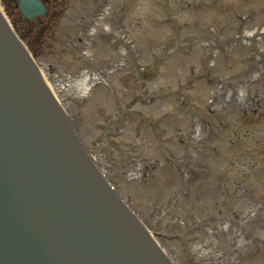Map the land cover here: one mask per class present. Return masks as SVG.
Masks as SVG:
<instances>
[{
    "label": "rangeland",
    "instance_id": "obj_1",
    "mask_svg": "<svg viewBox=\"0 0 264 264\" xmlns=\"http://www.w3.org/2000/svg\"><path fill=\"white\" fill-rule=\"evenodd\" d=\"M104 1L66 0L56 19L52 14L49 26L41 27L51 37L34 43L28 35L33 25L10 10L51 81L75 74L59 88L64 104L117 189L177 263L264 264V34L259 41L249 37L264 26V0H113L121 21L135 9V56L127 60L105 36L92 46L83 41L79 53L85 37L79 27ZM177 25L181 38L197 37V54L162 53ZM211 28L220 36L219 51L209 58L198 44ZM250 40L259 44L256 60ZM103 65L111 72L98 82L92 71ZM206 72L212 88L200 77ZM143 76H156L151 88L142 85ZM159 87L164 98L156 95ZM142 91L146 99L140 101L150 106L136 102ZM117 99L132 107L119 110ZM220 119L221 135L214 130Z\"/></svg>",
    "mask_w": 264,
    "mask_h": 264
},
{
    "label": "water",
    "instance_id": "obj_2",
    "mask_svg": "<svg viewBox=\"0 0 264 264\" xmlns=\"http://www.w3.org/2000/svg\"><path fill=\"white\" fill-rule=\"evenodd\" d=\"M31 1L33 2V5H34V6H39V7H30V6H29L30 4H28L26 1L23 2V6H24V8H25L24 12H26V14H27L28 16H30V17H32L34 14L39 13V12H40V9L43 8V6L41 5V3H39L37 0H31ZM37 9H38V10H37ZM43 10H44V8H43ZM26 173H29V171L26 170ZM89 180H90V182H91L92 184H96L97 181H98V183L100 184L102 190H103L104 192H106L105 187L103 186L102 182H101L98 178L96 179V178L93 177V176H89ZM86 203H87V206H89V201H88V200H86ZM120 210H121L122 214L124 215V217H125V216H126V217H129V215H128L123 209L120 208ZM0 216H3V212H2V211H0ZM129 218H130V217H129ZM128 221L130 222L131 226H132L135 230H136V229L138 230V227L140 228V226H139L138 224H133V221H132V220H128ZM140 229L142 230V228H140ZM137 230H136V231H137ZM100 232L102 233V228H101V227H100ZM102 245H103V247L107 250V248H106V246H105V239H104V236H100L99 239H95V243H94V245H93L91 248H85V249H83V250H80V249L78 248L79 253L82 254V259H83V261H84L86 264H94L92 258H93V257H96V255H97L99 252L102 251V249H103V248H102ZM150 248H151V247H150ZM157 262H158V263H161V264H164L163 261L160 260V259H157Z\"/></svg>",
    "mask_w": 264,
    "mask_h": 264
}]
</instances>
